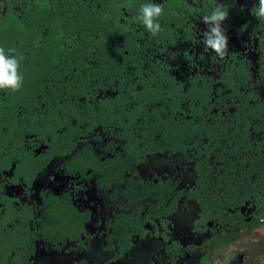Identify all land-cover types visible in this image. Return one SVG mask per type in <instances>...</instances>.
I'll return each mask as SVG.
<instances>
[{
  "label": "flooded vegetation",
  "instance_id": "obj_1",
  "mask_svg": "<svg viewBox=\"0 0 264 264\" xmlns=\"http://www.w3.org/2000/svg\"><path fill=\"white\" fill-rule=\"evenodd\" d=\"M144 2L0 0V45L22 56L24 73L36 55L70 58L80 45L86 55L83 37L90 33L99 58L102 38L122 36L141 57L137 69L125 68L128 86L138 82L131 83L135 73L162 72L168 78L162 83L177 79L186 92H210L193 119L207 149L197 152L192 140L185 150L151 152V139L139 136L141 146L133 148L119 128L102 123L74 130L63 119L42 136L26 129L25 104L8 108L11 92L0 91V264H212L239 252L234 245L252 228H264V193L257 202L245 192L243 205L234 206L219 178L228 167L239 171L229 140L264 156V20L254 15L256 0H157L164 10L156 34L139 18ZM218 5L229 8L223 56L202 43L201 17ZM44 12L52 15L50 28L41 26ZM88 59L80 66L59 63L54 71L63 78L50 83L79 85ZM45 101L34 113L50 110ZM242 104L258 105L261 114L242 120ZM235 255L236 264L246 262Z\"/></svg>",
  "mask_w": 264,
  "mask_h": 264
},
{
  "label": "trees",
  "instance_id": "obj_2",
  "mask_svg": "<svg viewBox=\"0 0 264 264\" xmlns=\"http://www.w3.org/2000/svg\"><path fill=\"white\" fill-rule=\"evenodd\" d=\"M42 17L41 26L50 28L53 25L52 15L44 12ZM81 24L82 22H77L76 27H81ZM73 29L71 31L75 32ZM35 34L31 33V35ZM93 39L91 33L89 37H83L87 45V53L84 56L81 45L73 49L70 58L62 59L55 52H48L42 57L36 55L24 73L25 79L21 89L16 91L0 89V91L10 90L11 92L8 108L16 110L20 104H25L30 112L26 116V129L39 130L41 135L45 136L49 133L48 131H56L64 122L63 119H66L69 128L74 130L86 124L99 123L119 128L127 140L134 141L133 148L141 146L139 136L151 139L150 143L146 144L151 152L168 149L174 152L185 150L187 142L192 140L197 152L207 149L202 141L203 135L201 139L199 138L200 132L196 130L193 119L202 110L203 102L210 98V92L202 90L186 92L184 81L180 83L176 81L177 79L162 83L164 79H168L162 72L153 75V78L147 77L142 72L135 73L131 75V83H133L132 79L137 77L139 79L137 83L142 84L144 88L138 87L139 84L136 82L130 87L123 79V77L127 78V73H124L125 68L130 67V70L134 71L140 66L141 58L139 54L137 56L139 59L136 58L134 41L122 36L117 42H108L102 38L99 43L101 47L99 58L92 55L95 51L92 48ZM13 42L12 39L5 41L10 45ZM126 52L129 54L126 55ZM87 55L90 62L89 73L82 75L83 79L78 83L79 85L73 84L65 89L64 85L54 87L50 83L52 80L60 83V79L63 78V75L54 71L57 66L62 63L66 66L70 64L74 66L77 63L80 66ZM118 79L121 80V86L116 87L115 82ZM164 86L167 89H163ZM108 90L111 94H107ZM10 92L8 91L9 94ZM102 92L103 96L99 97ZM83 96L88 99L86 103L81 101ZM0 97H2L1 94ZM45 99L49 101L50 110L40 108V114L34 113L39 108V101L43 100V103H46ZM197 99L201 100L199 105H197ZM62 102L66 105H61ZM3 107L4 104L1 101L0 119H3L2 114H5V111L2 112ZM259 110L258 105L252 107L249 104H242L239 118L251 122L252 117L261 114ZM187 115L192 117L191 121L187 119ZM240 121L238 119L239 123ZM135 132L137 134H134ZM230 141L232 140H229L228 144L229 155H232L234 159L238 158L236 166L240 165L239 171L237 172V168L228 167L224 172L219 171V178H222L234 206L243 205L245 192L249 193V198L260 202L259 194L262 196L264 193V156L261 157V153L253 150L251 146L250 152H245L244 144L234 145L235 143ZM247 163H250V167L244 171V165ZM229 165H231L230 161ZM234 165L235 163L232 162V166ZM244 175L247 176L244 177Z\"/></svg>",
  "mask_w": 264,
  "mask_h": 264
},
{
  "label": "clouds",
  "instance_id": "obj_3",
  "mask_svg": "<svg viewBox=\"0 0 264 264\" xmlns=\"http://www.w3.org/2000/svg\"><path fill=\"white\" fill-rule=\"evenodd\" d=\"M163 4L157 0H145L140 7L139 18L144 28L152 34L161 31L159 17L163 13ZM254 15L264 20V0H256ZM229 16V8L218 5L201 17L207 28L203 32L202 43L205 48L223 56L228 50V35L224 22ZM264 31V30H262ZM14 48L0 45V89L19 90L24 84V72L21 68L22 56L12 54Z\"/></svg>",
  "mask_w": 264,
  "mask_h": 264
},
{
  "label": "rangeland",
  "instance_id": "obj_4",
  "mask_svg": "<svg viewBox=\"0 0 264 264\" xmlns=\"http://www.w3.org/2000/svg\"><path fill=\"white\" fill-rule=\"evenodd\" d=\"M235 248L238 249L239 252ZM234 249L236 252L233 250L232 256L228 255L225 257L224 255L226 254H222L221 257L212 264H236L237 261L232 260V257H234V259L236 258L235 254H239L238 256H240V259L245 256L246 262H243L244 264H264V228H252L251 234L244 240L240 239V241L234 245Z\"/></svg>",
  "mask_w": 264,
  "mask_h": 264
}]
</instances>
